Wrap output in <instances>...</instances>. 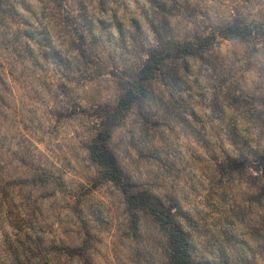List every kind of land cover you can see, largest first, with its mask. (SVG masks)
I'll list each match as a JSON object with an SVG mask.
<instances>
[{"label":"clouds","instance_id":"9594fccd","mask_svg":"<svg viewBox=\"0 0 264 264\" xmlns=\"http://www.w3.org/2000/svg\"><path fill=\"white\" fill-rule=\"evenodd\" d=\"M0 264H264V0H0Z\"/></svg>","mask_w":264,"mask_h":264}]
</instances>
